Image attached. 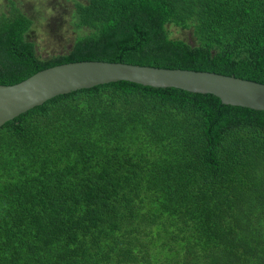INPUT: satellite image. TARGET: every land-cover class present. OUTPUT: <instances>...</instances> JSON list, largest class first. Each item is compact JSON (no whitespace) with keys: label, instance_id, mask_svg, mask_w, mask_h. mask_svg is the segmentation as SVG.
Here are the masks:
<instances>
[{"label":"trees","instance_id":"obj_1","mask_svg":"<svg viewBox=\"0 0 264 264\" xmlns=\"http://www.w3.org/2000/svg\"><path fill=\"white\" fill-rule=\"evenodd\" d=\"M5 2L0 85L83 61L264 84V0H61L48 53L53 14ZM0 264H264V111L119 81L6 122Z\"/></svg>","mask_w":264,"mask_h":264},{"label":"water","instance_id":"obj_2","mask_svg":"<svg viewBox=\"0 0 264 264\" xmlns=\"http://www.w3.org/2000/svg\"><path fill=\"white\" fill-rule=\"evenodd\" d=\"M119 81L211 94L224 105L264 111L261 83L211 72L83 61L44 69L15 85H0V127L58 95Z\"/></svg>","mask_w":264,"mask_h":264},{"label":"rangeland","instance_id":"obj_3","mask_svg":"<svg viewBox=\"0 0 264 264\" xmlns=\"http://www.w3.org/2000/svg\"><path fill=\"white\" fill-rule=\"evenodd\" d=\"M25 9L29 11H33V14L38 17V19L42 17H48L50 14H53V18H55V22L53 21V32H52V24L49 25L48 20L42 21L40 25V30L37 31V37L39 44L44 48V53L51 52L56 48H52L56 46L54 41L62 40V34L65 36V40L70 39L73 36V32L71 28L65 23L62 25L60 19L61 12L57 10V8L61 5V0H21ZM55 1V2H54ZM5 0H0V9L5 5ZM55 6V8H54ZM51 7V8H50ZM57 16V17H56ZM57 24V25H56ZM62 25V26H61ZM61 32V34H59ZM175 35H179L178 32H175Z\"/></svg>","mask_w":264,"mask_h":264},{"label":"flooded vegetation","instance_id":"obj_4","mask_svg":"<svg viewBox=\"0 0 264 264\" xmlns=\"http://www.w3.org/2000/svg\"><path fill=\"white\" fill-rule=\"evenodd\" d=\"M27 11H28L29 13H30V12H31V13L33 12V11H29V10H27ZM30 16H31V15H30ZM34 16H35V15L33 14L32 18H34Z\"/></svg>","mask_w":264,"mask_h":264}]
</instances>
